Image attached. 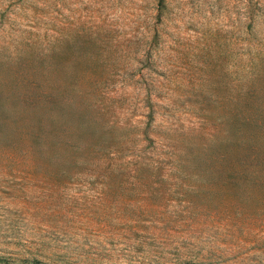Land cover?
Wrapping results in <instances>:
<instances>
[{
    "label": "rangeland",
    "instance_id": "obj_1",
    "mask_svg": "<svg viewBox=\"0 0 264 264\" xmlns=\"http://www.w3.org/2000/svg\"><path fill=\"white\" fill-rule=\"evenodd\" d=\"M2 90L0 264H264V0H0Z\"/></svg>",
    "mask_w": 264,
    "mask_h": 264
},
{
    "label": "trees",
    "instance_id": "obj_2",
    "mask_svg": "<svg viewBox=\"0 0 264 264\" xmlns=\"http://www.w3.org/2000/svg\"><path fill=\"white\" fill-rule=\"evenodd\" d=\"M11 81H13V80H11ZM0 95L1 96H3V97H1V98H3L4 100L6 99V97H9L10 95H8V96H6L4 93H3V90L1 91V93H0ZM6 96V97H5ZM13 96H15V97H12V103L13 104H17L18 105V103L20 104L21 103V100H20V98H18V96H16L15 94L13 95ZM5 97V98H4ZM46 102H50L51 103V105L52 106H55V104H54V101H46V100H42L41 102H39V104H41V105H43L44 103H46ZM1 103H4V102H2L1 101ZM37 125H39V123H37ZM7 135H9V136H11L12 137V129H10V128H4V126H2L1 125V122H0V137L3 139V138H5ZM17 137H19V136H17Z\"/></svg>",
    "mask_w": 264,
    "mask_h": 264
}]
</instances>
